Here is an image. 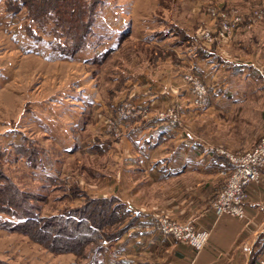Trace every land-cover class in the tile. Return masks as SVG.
I'll return each mask as SVG.
<instances>
[{
  "label": "rangeland",
  "instance_id": "374dc122",
  "mask_svg": "<svg viewBox=\"0 0 264 264\" xmlns=\"http://www.w3.org/2000/svg\"><path fill=\"white\" fill-rule=\"evenodd\" d=\"M7 1L0 0V206L30 210L42 219L90 215L94 224L100 222V233L112 234L91 243L93 264H123L119 257L126 252L117 249L121 238H131L137 230L150 232L158 214L206 230L199 249L167 235L198 254L212 226L197 228L194 216L181 217L175 208L186 191L207 196L206 190L213 183L223 185L229 174L216 170L152 183L139 168L122 176L118 160L127 149L123 123H138L141 117L160 120L188 139L233 153L255 145L264 132V0H103L92 34L71 55L52 49L51 34L42 33V40L38 34L28 36L24 26L33 21L27 6ZM63 13L65 18L78 14L71 8ZM238 17L241 23L235 22ZM226 19L233 26L220 35ZM37 23L33 28L39 33L42 25ZM55 41L66 43L65 36ZM111 45L100 57L99 51ZM191 47L229 58L215 77L224 80L225 93L239 99L215 101L218 94L208 75L203 80L195 70ZM196 78L211 97L208 105L197 100ZM218 103L230 110L218 109ZM113 196L134 209L125 219L109 222L104 199ZM215 196L213 192L207 201L220 216L211 205ZM7 220L15 218L0 211V264L88 261L77 254L76 236L83 226L76 229L56 218L39 231L36 225L10 228L1 223ZM55 234L59 242L50 240ZM97 243L103 249L96 250ZM167 264L181 263L169 259Z\"/></svg>",
  "mask_w": 264,
  "mask_h": 264
},
{
  "label": "crops",
  "instance_id": "0c3cea01",
  "mask_svg": "<svg viewBox=\"0 0 264 264\" xmlns=\"http://www.w3.org/2000/svg\"><path fill=\"white\" fill-rule=\"evenodd\" d=\"M191 49L193 53L189 56L195 58L192 62H196L194 65L196 72L203 80L205 75H208L214 91L218 94L215 101L220 100L222 104L239 99L235 93H225L222 88L225 87L224 80L215 77L219 76L220 69L227 66L229 58L210 50H205L202 54L197 48ZM139 78L144 80L142 76ZM219 106L218 103L215 107L222 111L230 110V107H224V104L222 107ZM132 122H122L126 132L124 142L127 144V149L118 160L122 176L135 173L140 168L144 177L152 183H158L182 178L188 174H215L214 171L219 168L217 162L215 164L217 157L210 150L212 146L202 140L195 137L188 139L160 120L148 122L141 117L138 123ZM129 126L130 128H127ZM218 183H213L210 190H206L209 193L207 196L186 191V199L179 202L180 204L175 203L179 204L175 209L183 214L181 217L194 216L192 221L197 228L212 226L208 243L198 254L193 256L189 245L178 242L156 229L150 232L137 230L131 238L123 236L118 244L117 249L126 252L123 257H119L124 261L121 263L167 264L170 259L181 264H189L191 259L192 264H253L260 256L264 245V174L259 181L246 186L247 197L243 218L228 214L214 215L207 199L221 188L222 185ZM137 210L142 214L145 212L143 209ZM140 218L144 219L142 215Z\"/></svg>",
  "mask_w": 264,
  "mask_h": 264
},
{
  "label": "trees",
  "instance_id": "16d2710c",
  "mask_svg": "<svg viewBox=\"0 0 264 264\" xmlns=\"http://www.w3.org/2000/svg\"><path fill=\"white\" fill-rule=\"evenodd\" d=\"M20 1L19 4H21L22 6L23 4L27 6L28 16L33 21L24 26L25 27L24 29L28 33V36L36 37L34 36V34L35 35L38 34L39 36L36 37V39L38 38L39 40H42L43 39L42 33L51 34L53 38H50L48 40L49 45L52 47L54 51L62 55H71L76 51V49L80 48L81 46H84L83 45L84 39L88 34H92L91 24L93 23L95 14L98 11L97 9H99L98 6L103 5L104 3L103 0H36V2L32 3V7H30L31 4L29 2L33 0H20ZM9 8L14 10L15 7L9 6ZM68 8L73 9V12L77 10L78 14L75 15V17L71 16L70 18L68 17L65 18L63 12ZM47 13L53 14V17H49ZM48 20H52L53 24L49 25ZM35 22H38L37 24L42 25L40 26L41 29H39V33L33 28L34 25L33 23ZM70 30H72L73 32L72 34L69 33ZM66 33L69 34V37L68 35H66ZM125 33L126 31L123 30L120 31L119 34L124 35ZM63 36H65L66 43H63L60 46L56 43L55 39ZM112 47L114 46L111 45L109 47L101 49L99 51L100 57L106 54L109 48ZM210 150L212 151V154L214 153L215 157H217L215 164L217 162V166L219 168L227 164L226 159L220 154H218L214 147H211ZM219 168H217V170H219ZM0 175L3 177L1 171H0ZM104 202L106 207L105 210L108 212V217L112 216V219L110 218L109 222L125 219L131 213L132 210L131 207L126 202L118 200L116 196L104 199ZM98 207L99 209L97 211V216L100 215V210H101L100 209L101 206ZM0 211H4L13 218H15V220H7L1 222L10 228L12 227L19 228V226L26 227L27 225H33V226L36 225L38 227V230L41 231L45 227L47 221L48 223L49 222L51 223V221L56 218H59L66 223L72 224L73 226H75V228L77 226H83L84 227L83 232L78 233L76 236V246L79 248V253L77 254H79L82 257V259L88 258V261L87 262L83 261L79 264H93L92 259L95 248L91 243L94 242L95 238L98 237L99 239H101L102 236L104 235L109 238L112 237V234H108L104 232V230L102 231L104 235L100 233L99 232L100 222H98L99 225L94 224L90 215L85 213H80V214L75 213V215L70 213L65 215L60 214V215L50 216L46 219H42L38 217L37 213L35 212L34 213L30 212V210L17 212V210L14 207L12 209L11 206L6 209L0 206ZM71 211L75 212L73 210ZM40 219L44 222L42 225L40 223ZM107 222H108L107 220H104L102 223L105 224ZM94 225H96L97 228ZM60 231L63 230L61 229ZM99 233L101 234V236ZM56 239H57V234L53 235L50 240L51 241L54 240L55 242L60 241ZM95 245H96L95 247H97L96 250L103 249V247L100 246L99 243Z\"/></svg>",
  "mask_w": 264,
  "mask_h": 264
},
{
  "label": "built area",
  "instance_id": "2783aa9c",
  "mask_svg": "<svg viewBox=\"0 0 264 264\" xmlns=\"http://www.w3.org/2000/svg\"><path fill=\"white\" fill-rule=\"evenodd\" d=\"M224 14H222V17ZM242 22L241 18H235V22ZM240 22V23H241ZM230 22L222 20L220 35L231 29ZM209 35L208 32H205ZM197 100L202 105H208L211 97L207 93L202 82L196 78ZM217 153L226 159L227 165L219 168L220 175L229 174L226 182L216 190V196L212 201V208L217 215L229 214L235 217H245L246 186L259 181L264 174V132L258 141L243 152L233 153L228 150L215 148ZM155 223L152 229H156L162 234L171 235L178 240H185L194 249H199L206 241L208 232L197 230L190 223H177L167 219L160 214L154 216ZM253 264H264V245L260 256Z\"/></svg>",
  "mask_w": 264,
  "mask_h": 264
}]
</instances>
